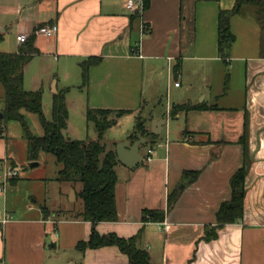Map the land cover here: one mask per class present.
Wrapping results in <instances>:
<instances>
[{
	"label": "crops",
	"instance_id": "crops-1",
	"mask_svg": "<svg viewBox=\"0 0 264 264\" xmlns=\"http://www.w3.org/2000/svg\"><path fill=\"white\" fill-rule=\"evenodd\" d=\"M126 1L0 0V33L15 31L12 52L21 46L18 33L32 37L38 51L30 61L38 58L40 66L28 78L27 90L41 88L42 98L51 100L64 92L67 110L78 107L83 116L87 109L128 111L121 117L133 122L132 130L135 118L143 119L148 132L138 137L143 160L131 168L118 162V220L98 223L97 232L138 234L150 264H264L261 5L245 4L230 18L233 41L222 59L218 14L231 10L235 0H151L141 13L126 9ZM52 24L58 28L55 36L36 33ZM88 58L98 62L82 83L81 63ZM222 63L229 64L231 85L219 106L206 100L219 96L207 91ZM179 105L205 109L171 116ZM128 136L114 146L133 144ZM6 150L0 140V170L8 165ZM243 164L242 218L205 241V231L216 226L215 213L231 197L230 178ZM185 171L199 174L192 180ZM173 192L177 200L167 209ZM42 206L24 204L19 212L0 193V264H129L116 246L78 251L75 246L88 238L91 224L54 210L44 213ZM143 209L164 211V220L142 222Z\"/></svg>",
	"mask_w": 264,
	"mask_h": 264
},
{
	"label": "trees",
	"instance_id": "trees-1",
	"mask_svg": "<svg viewBox=\"0 0 264 264\" xmlns=\"http://www.w3.org/2000/svg\"><path fill=\"white\" fill-rule=\"evenodd\" d=\"M151 0H143V9L148 8ZM262 5L263 0H235L231 10L221 11L218 14V54L224 59L233 41L230 31V18L238 13L245 4ZM262 27L261 16L257 14ZM264 32V30H262ZM3 34L0 33V41ZM38 53L33 45V38L29 37L16 52H0V84L4 90L3 109L1 122L18 121L22 126V135L27 144V156L30 161L37 159L40 152L54 157L56 164L60 165L56 180L67 182L71 188L77 183L81 189L75 192L76 198L82 202L78 212L72 213V217L91 224L90 233L86 240L79 241L75 248L78 251L86 249H98L106 246H116L126 255L129 264H150V256L147 250L138 246L140 236L134 235L123 238L115 233L99 234L96 225L100 222H116L118 220L115 204V185L117 175L115 167L118 164L114 149L106 150L101 144V138L105 128L115 123V119L127 114L128 111H112L102 109H87L85 117L91 122L97 133L95 140H77L64 135L67 126L68 110L65 103L64 92L53 95L51 102V119L46 120L42 108V89L25 90L24 67ZM98 58H88L81 63L82 83L87 81L88 68L97 63ZM178 67V66H177ZM176 67V68H177ZM203 110L205 106L179 105L173 107L170 115L178 111ZM22 111L36 114L43 129L42 136H34L28 130ZM111 116V118H109ZM148 132L143 125L140 116L135 118L132 132L128 136L131 142L139 136H146ZM198 171H185V178L195 179ZM246 167L243 164L230 178L229 185L231 197L229 201L220 205L215 213L216 226L205 231L203 239L210 241L216 238V229L226 224H232L242 218L243 200L245 196L244 178ZM17 179V178H16ZM15 180V179H13ZM177 192H173L167 198V209L176 202ZM44 207H41L43 210ZM45 213V211L43 210ZM164 211L143 209L141 211L142 222H162Z\"/></svg>",
	"mask_w": 264,
	"mask_h": 264
},
{
	"label": "rangeland",
	"instance_id": "rangeland-1",
	"mask_svg": "<svg viewBox=\"0 0 264 264\" xmlns=\"http://www.w3.org/2000/svg\"><path fill=\"white\" fill-rule=\"evenodd\" d=\"M264 1V0H263ZM257 14L261 16L264 26V3L261 7L257 8ZM264 28V27H263ZM14 30H7L4 33L3 40L0 42V52L15 51L16 45L14 41ZM40 59L34 58L30 61L25 69L26 83L25 90L28 88V78H34L40 66ZM218 76L213 74V81L210 84L212 98L219 95L217 99L211 100L208 98L206 101L212 104L223 105L221 94L223 91L228 90L231 85V70L229 64L222 63L219 67ZM230 88V87H229ZM4 90L0 84V115L3 109ZM165 97L163 95L162 102L164 103ZM199 101V100H198ZM51 98H42L43 114L46 120L51 119ZM68 111L67 126L64 135L71 139L77 140H95L98 138V133L91 122L86 120V117L81 114L78 107L70 108ZM24 120L28 130L34 136H42L43 129L39 117L30 112L22 111ZM111 118V116H109ZM111 124V123H110ZM105 128L101 138L106 150L116 149L114 146L115 140L123 139L125 135H130L132 132L133 122L125 117L115 119V123ZM0 140L5 141L8 157V166L13 167L18 171V178L10 180L5 185V192L2 193L6 199L8 207L16 208L19 212L24 204L37 207L39 204L44 207L45 213L49 210H54V214L61 215L78 212L82 207V202L76 198H70L71 185L67 182H60L56 180L57 171L60 165L56 164L54 157L43 152H40L37 159L30 161L27 156V144L22 135V126L18 121L1 122ZM32 162L37 163V166L30 167ZM12 165V166H11ZM120 178L121 176L118 175ZM81 189L79 183L73 186V190L78 192Z\"/></svg>",
	"mask_w": 264,
	"mask_h": 264
},
{
	"label": "built area",
	"instance_id": "built-area-1",
	"mask_svg": "<svg viewBox=\"0 0 264 264\" xmlns=\"http://www.w3.org/2000/svg\"><path fill=\"white\" fill-rule=\"evenodd\" d=\"M126 9L130 11H137L141 13L143 11V0H127L125 2ZM57 25L52 24L48 26H40L37 28L36 33L39 35H42L46 38H50L55 36L57 33ZM28 39V35L25 33H18L16 35V41L19 44H24ZM174 86H178V83H175ZM150 153L151 150L147 151V156L145 157L146 162H150ZM18 171L13 168L9 167L8 165H3V167L0 170V193L5 192V185L8 181L18 178Z\"/></svg>",
	"mask_w": 264,
	"mask_h": 264
},
{
	"label": "water",
	"instance_id": "water-1",
	"mask_svg": "<svg viewBox=\"0 0 264 264\" xmlns=\"http://www.w3.org/2000/svg\"><path fill=\"white\" fill-rule=\"evenodd\" d=\"M142 144L143 142L141 141V138H138L131 145L129 144L128 141L119 143L115 149L117 161L128 168L135 167L143 160V158L139 154V146ZM34 166H37V163L32 162L30 164V167H34ZM70 198L71 199L74 198L73 190H71L70 192Z\"/></svg>",
	"mask_w": 264,
	"mask_h": 264
}]
</instances>
